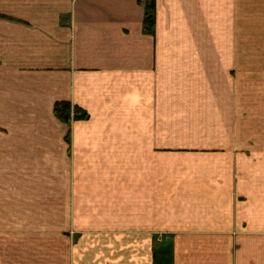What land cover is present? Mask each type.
Returning a JSON list of instances; mask_svg holds the SVG:
<instances>
[{
	"label": "crops",
	"instance_id": "0c3cea01",
	"mask_svg": "<svg viewBox=\"0 0 264 264\" xmlns=\"http://www.w3.org/2000/svg\"><path fill=\"white\" fill-rule=\"evenodd\" d=\"M143 19L141 0H0V264H264V0ZM55 177L43 256L3 224Z\"/></svg>",
	"mask_w": 264,
	"mask_h": 264
},
{
	"label": "rangeland",
	"instance_id": "374dc122",
	"mask_svg": "<svg viewBox=\"0 0 264 264\" xmlns=\"http://www.w3.org/2000/svg\"><path fill=\"white\" fill-rule=\"evenodd\" d=\"M74 114V112H73ZM185 117H190V115H186ZM180 135V134H179ZM180 139L183 138L182 135L179 136ZM70 163L69 160L66 162V175L70 174ZM62 172H64L62 170ZM65 175V174H64ZM51 184L52 192L50 195H43L41 192L32 194L35 199L33 200L35 203V206L31 205L28 209V215L27 217H22L19 219V223H14V226H9V222L5 219L3 224V237H35V243H31L34 245L35 249H40L42 252L41 254L44 256L43 252V238L47 236L48 233H56L59 231V214L60 209L58 207L64 206L65 202L68 201L67 197H65L64 194L59 193L60 187H66L70 184V178L65 177H59V178H51L49 179ZM26 184V183H25ZM39 185V184H38ZM59 188V190H58ZM4 202H6L5 198L3 199ZM43 200L50 201L49 204L45 205H39L40 202ZM62 203V205H60ZM38 204V205H37ZM5 208V206H4ZM23 212L21 209L18 211ZM10 214V210L4 209V218H7V216ZM26 218V219H25ZM49 224V225H46ZM25 235V236H24ZM48 238H45L47 240ZM52 239L57 241V237H52ZM51 243L52 240H51ZM42 245V247H41ZM39 252V250H35V259L37 258L36 255ZM58 252V250H55L54 252L51 251V253ZM52 254V258L55 256ZM31 257V256H30ZM41 258V255H40ZM42 260V259H41Z\"/></svg>",
	"mask_w": 264,
	"mask_h": 264
},
{
	"label": "trees",
	"instance_id": "16d2710c",
	"mask_svg": "<svg viewBox=\"0 0 264 264\" xmlns=\"http://www.w3.org/2000/svg\"><path fill=\"white\" fill-rule=\"evenodd\" d=\"M141 3L144 7V19L142 22V26L145 32L149 34L154 33L155 28V0H141ZM70 104L65 101H61L55 103L54 105V115L59 118L60 120H65L66 118L69 119L70 117ZM74 119H82L86 117V114L81 112L79 108L74 107Z\"/></svg>",
	"mask_w": 264,
	"mask_h": 264
}]
</instances>
